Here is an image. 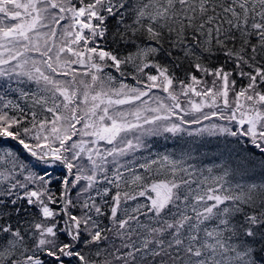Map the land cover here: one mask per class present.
<instances>
[{"label":"snow or ice","instance_id":"1","mask_svg":"<svg viewBox=\"0 0 264 264\" xmlns=\"http://www.w3.org/2000/svg\"><path fill=\"white\" fill-rule=\"evenodd\" d=\"M0 264H264V0H0Z\"/></svg>","mask_w":264,"mask_h":264}]
</instances>
